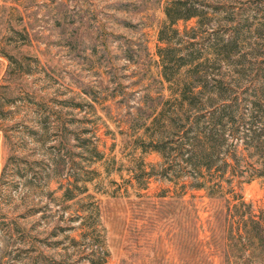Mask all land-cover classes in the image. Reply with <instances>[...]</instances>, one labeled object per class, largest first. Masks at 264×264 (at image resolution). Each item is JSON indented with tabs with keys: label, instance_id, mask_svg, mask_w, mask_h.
Instances as JSON below:
<instances>
[{
	"label": "rangeland",
	"instance_id": "obj_1",
	"mask_svg": "<svg viewBox=\"0 0 264 264\" xmlns=\"http://www.w3.org/2000/svg\"><path fill=\"white\" fill-rule=\"evenodd\" d=\"M191 81L264 115V0H0V264H264L262 168L228 208L152 150Z\"/></svg>",
	"mask_w": 264,
	"mask_h": 264
},
{
	"label": "trees",
	"instance_id": "obj_2",
	"mask_svg": "<svg viewBox=\"0 0 264 264\" xmlns=\"http://www.w3.org/2000/svg\"><path fill=\"white\" fill-rule=\"evenodd\" d=\"M175 4L176 10L166 9L171 27L179 19H189L195 15L180 12L186 9L181 7L182 2L175 1ZM159 39L167 43V46L159 47L165 68L178 63L166 54L172 44L164 36V29H161ZM197 58L194 56L190 61L178 63V66L192 64ZM165 75L169 81L172 80L168 74ZM188 84H192L191 87L175 92L179 103L174 104L164 124L165 131H175L177 138H171L168 134L164 140L153 144L152 150L163 157L166 165L163 176L172 182H177V177H193L192 188L204 190L209 197H224L228 201V208L248 204L239 191L245 182L258 174H245L239 169L262 168L259 175H264V115L260 113L261 104L249 109L224 98L208 107H198L195 101L202 98L203 91L195 90L197 84L194 81ZM179 120L184 121L181 126ZM157 123L158 117L149 127ZM171 143H177V146H170ZM183 185L186 186V183ZM247 214L241 219L244 234L264 244V215L259 216L252 210Z\"/></svg>",
	"mask_w": 264,
	"mask_h": 264
}]
</instances>
